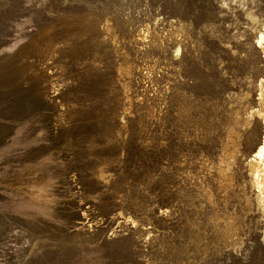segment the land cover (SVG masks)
Listing matches in <instances>:
<instances>
[{"label": "rangeland", "instance_id": "rangeland-1", "mask_svg": "<svg viewBox=\"0 0 264 264\" xmlns=\"http://www.w3.org/2000/svg\"><path fill=\"white\" fill-rule=\"evenodd\" d=\"M263 28L264 0H0V264H264Z\"/></svg>", "mask_w": 264, "mask_h": 264}, {"label": "bare ground", "instance_id": "bare-ground-1", "mask_svg": "<svg viewBox=\"0 0 264 264\" xmlns=\"http://www.w3.org/2000/svg\"><path fill=\"white\" fill-rule=\"evenodd\" d=\"M249 16L255 24L258 22L257 16L252 13H249ZM256 42L264 54V28L259 31ZM258 98L260 99V106L254 109L253 115H256L264 120V78L260 81V91ZM250 169L256 184L263 192L261 193L264 194V139L257 147L252 159H250Z\"/></svg>", "mask_w": 264, "mask_h": 264}]
</instances>
